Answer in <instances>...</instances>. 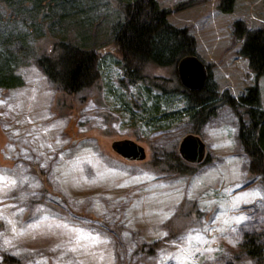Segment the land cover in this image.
<instances>
[{"label": "rangeland", "instance_id": "1", "mask_svg": "<svg viewBox=\"0 0 264 264\" xmlns=\"http://www.w3.org/2000/svg\"><path fill=\"white\" fill-rule=\"evenodd\" d=\"M156 1L193 36L217 90L237 97L257 84L264 109V75L256 79L232 34L236 20L264 27L261 0H235L230 13L220 0ZM121 19L114 0H0V33L22 81L0 87V264H258L238 254L248 229L263 236L264 249V184L248 174L236 114L223 105L202 127L208 160L191 175L153 169L154 151L178 148L190 124L184 117L153 127L138 117L160 90L124 78L109 49ZM55 40L100 53L94 86L69 95L51 85L38 57ZM182 104L172 98L166 108ZM124 139L144 147V160L111 149ZM143 243L157 246L147 254L138 251Z\"/></svg>", "mask_w": 264, "mask_h": 264}, {"label": "trees", "instance_id": "2", "mask_svg": "<svg viewBox=\"0 0 264 264\" xmlns=\"http://www.w3.org/2000/svg\"><path fill=\"white\" fill-rule=\"evenodd\" d=\"M114 1L122 19L113 27L109 49L120 55L124 78L133 83L144 80L150 87L160 90L159 94L148 96L152 98L150 104L143 102L138 117L148 125L162 128L185 117L190 124L189 133L199 135L217 109L227 105L237 116V138L248 159V174L258 176L264 184V109L260 106L257 84L235 97L227 91L219 92L209 73L203 87L186 88L178 79L176 64L181 58L196 53V42L188 29L169 23V10L160 8L156 0ZM261 2L264 6V0ZM37 4L36 10L39 11L40 2ZM234 4L235 0H220L218 9L230 13ZM232 27L234 38L241 42L238 54L247 60L250 71L258 79L264 75V27L249 29L241 20L234 21ZM5 33H0V87L9 89L21 85L22 81L13 73L17 58L8 47L11 40L7 41L6 35H1ZM38 63L51 85L69 95L91 88L100 77V53L64 40L53 41L50 48L40 54ZM152 69H170L171 76L157 81L149 76ZM172 98L183 104L174 109L166 108ZM240 109L246 119L241 116ZM207 160L206 157L203 162ZM150 163L156 171L179 176L191 175L196 166L181 158L176 144L157 148ZM240 237L238 254L261 264L263 236L248 229L243 230ZM156 246L155 243H143L138 251L152 254ZM4 260L13 261L6 256Z\"/></svg>", "mask_w": 264, "mask_h": 264}, {"label": "water", "instance_id": "3", "mask_svg": "<svg viewBox=\"0 0 264 264\" xmlns=\"http://www.w3.org/2000/svg\"><path fill=\"white\" fill-rule=\"evenodd\" d=\"M176 73L181 84L189 89L203 87L209 76L208 66L196 55L181 58L176 64ZM111 149L129 161H141L146 157L144 147L128 139L113 141ZM177 150L181 158L190 164H199L207 157L205 143L199 135L192 133L181 138Z\"/></svg>", "mask_w": 264, "mask_h": 264}, {"label": "snow or ice", "instance_id": "4", "mask_svg": "<svg viewBox=\"0 0 264 264\" xmlns=\"http://www.w3.org/2000/svg\"><path fill=\"white\" fill-rule=\"evenodd\" d=\"M0 179H3V176H0ZM10 183H15V181H10ZM58 227H61V226H58ZM62 227H65V228H67V225H62ZM75 234L77 235V236H80V237H82L83 236V234L82 233H80L78 230H76L75 231ZM88 239H92V240H95V239H97V238H95V237H92L91 235H89L88 237H87Z\"/></svg>", "mask_w": 264, "mask_h": 264}, {"label": "crops", "instance_id": "5", "mask_svg": "<svg viewBox=\"0 0 264 264\" xmlns=\"http://www.w3.org/2000/svg\"><path fill=\"white\" fill-rule=\"evenodd\" d=\"M204 127V126H203Z\"/></svg>", "mask_w": 264, "mask_h": 264}]
</instances>
